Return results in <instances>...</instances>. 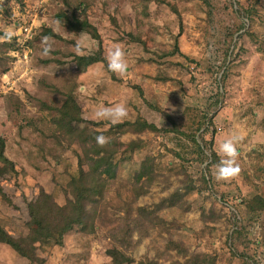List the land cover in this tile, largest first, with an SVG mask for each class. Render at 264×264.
<instances>
[{
  "label": "rangeland",
  "instance_id": "1",
  "mask_svg": "<svg viewBox=\"0 0 264 264\" xmlns=\"http://www.w3.org/2000/svg\"><path fill=\"white\" fill-rule=\"evenodd\" d=\"M79 3H86L104 55L115 45L127 53L126 75L103 63L77 72L74 56L99 44L67 31L57 14ZM26 27L33 28L30 38ZM7 29L15 35L0 40V134L18 174L0 178L12 201L0 197V225L14 237L25 235L28 204L40 188L66 202L80 149L64 140L58 158L42 152L48 127L41 119L50 124L43 104L56 106L72 88L84 118L77 127L95 122L109 132L113 123L95 111L119 102L127 116L114 124L140 118L156 126L107 137L108 150L122 152L107 193L108 217H123L128 206L153 214L138 226L142 234L133 232L131 248L112 237L111 219L92 234L70 232L62 247L39 250L43 264H127L125 254L131 264L184 262L177 250L167 251L170 241L190 254H213L216 264H264V208H257L264 201V0H1L0 35ZM232 136L239 137L240 171L217 180L219 146ZM139 172L155 181L134 200ZM0 264L30 263L0 244Z\"/></svg>",
  "mask_w": 264,
  "mask_h": 264
},
{
  "label": "trees",
  "instance_id": "2",
  "mask_svg": "<svg viewBox=\"0 0 264 264\" xmlns=\"http://www.w3.org/2000/svg\"><path fill=\"white\" fill-rule=\"evenodd\" d=\"M16 1L22 2V0ZM67 4L69 5V3ZM83 5H86V3H79L75 8L69 6L70 12L61 11L57 14V20L67 31L77 35H89L99 44V49L93 53L74 56V62L79 73H84L90 67L99 63L107 66L103 53L102 38L96 26L89 21L86 7ZM43 31L49 37L60 38L51 29L46 28ZM226 75L225 70L222 80L226 79ZM73 91L70 88L62 92L60 96L63 99H60L56 106L43 104L44 109L42 110L48 111L53 119L50 120V124L47 123L48 121L41 119L42 124L48 127L47 130L42 132V152L47 149L50 156L58 158V149L63 148L64 140L70 146L75 145L80 149V152L77 153L78 170L75 174H69L66 181V202L64 204L58 203L53 195L40 188L37 196L28 204L29 220L26 224L27 233L25 235L14 237L0 225V244L8 246L19 257L28 260L30 264H43L45 260L39 257L38 251L64 246L66 236L70 232L76 230L85 235L92 234L98 226L101 224L106 225L111 219H113V227H110L109 231L112 237L117 241L119 247L121 245L126 249L131 248L134 245L133 232L137 231L142 234L143 232L138 229V226L145 224L144 216L147 217L153 214L142 207L128 206L125 207L123 217H108L107 193L117 180L122 152L117 148L114 151L108 150L109 143L103 146L97 144L95 137L102 134L110 137L109 139H115L127 131L137 133L148 130L157 131L156 126L139 118L134 122L126 121L110 124L109 132L103 133L98 130L100 123L92 122L93 127L91 128L77 127L75 124L83 123L84 118L82 108L76 102ZM193 130L192 128L191 131ZM5 150L6 141L0 134V178L9 174H18L15 163L7 157ZM154 181L153 175L146 176L144 173L139 172L136 183L131 190L133 199L136 200L139 196L145 194ZM0 197L12 205V201L5 193L1 183ZM259 201L261 203H258L257 208L263 210L264 201L262 199H259ZM171 249L177 250V253L183 255L186 260L170 264H216L217 262V257L213 254H190L182 244L174 241H170L168 244L167 251ZM125 260L127 264L133 262L132 257L126 254ZM139 264L161 263L144 258L140 260Z\"/></svg>",
  "mask_w": 264,
  "mask_h": 264
},
{
  "label": "clouds",
  "instance_id": "3",
  "mask_svg": "<svg viewBox=\"0 0 264 264\" xmlns=\"http://www.w3.org/2000/svg\"><path fill=\"white\" fill-rule=\"evenodd\" d=\"M14 35L15 33L11 29H7L2 35H0V40L11 39ZM49 48H46L44 50L45 54H47ZM76 48L79 52V42H77ZM105 59L107 61V68L110 72L115 73L121 77L127 74L129 66L127 53L119 45H115L108 49ZM95 116L98 119L108 120L114 124L126 118L127 108L122 102L110 105H105L101 103L96 108ZM95 139L97 144L101 146L108 143V138L102 134L97 135ZM238 141V136H232L231 138L225 139L220 144L218 153L222 154V156L219 162L215 165L214 173L215 178L217 180H227L239 173V165L236 162V158L238 155Z\"/></svg>",
  "mask_w": 264,
  "mask_h": 264
},
{
  "label": "built area",
  "instance_id": "4",
  "mask_svg": "<svg viewBox=\"0 0 264 264\" xmlns=\"http://www.w3.org/2000/svg\"><path fill=\"white\" fill-rule=\"evenodd\" d=\"M32 29H33V28H31V27H26V28H24V32H25V34H26V36H27L28 38H30L31 35H32Z\"/></svg>",
  "mask_w": 264,
  "mask_h": 264
}]
</instances>
